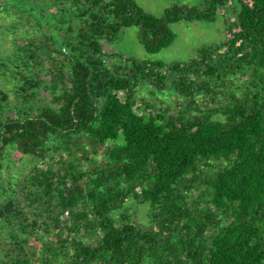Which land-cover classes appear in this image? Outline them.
<instances>
[{
	"label": "trees",
	"instance_id": "16d2710c",
	"mask_svg": "<svg viewBox=\"0 0 264 264\" xmlns=\"http://www.w3.org/2000/svg\"><path fill=\"white\" fill-rule=\"evenodd\" d=\"M228 1L162 17L133 0L0 4L38 32L16 47V104L0 106V173L6 149L29 158L20 181L0 177V264H264V0L227 10L225 38L185 62L103 50L136 27L156 53L170 24L213 21Z\"/></svg>",
	"mask_w": 264,
	"mask_h": 264
},
{
	"label": "rangeland",
	"instance_id": "374dc122",
	"mask_svg": "<svg viewBox=\"0 0 264 264\" xmlns=\"http://www.w3.org/2000/svg\"><path fill=\"white\" fill-rule=\"evenodd\" d=\"M144 12L155 17H162L166 9L172 6H185L187 8L199 7L202 0H133ZM5 0H0L3 4ZM230 20V19H229ZM224 18L217 14L213 21H180L170 24L169 30L173 33L172 43L156 53H148L138 42L137 28H124L118 35L116 41L103 43V50L107 53H119L125 57H131L141 61L160 62L165 65L177 62H185L195 56L197 50L219 44L225 38ZM38 37L37 26L31 22L26 14H21L14 9H5L0 6V106L4 110L7 105L16 104V87L9 78L10 69L14 68L12 62L15 61V51L18 44L24 43L26 39ZM5 66V67H4ZM237 84H240L236 80ZM155 91V90H153ZM1 93L7 96L6 101H1ZM158 97L165 101L171 108L174 107L173 95L169 92L157 93ZM45 96V95H44ZM139 99L145 101L153 100L155 97L149 96L148 88L139 92ZM209 98H207L208 100ZM224 104L225 98L219 95L216 104ZM217 104V105H218ZM159 106V105H158ZM5 160L0 177L3 178V185L7 184V179L13 177L15 182L21 180L22 174L26 173L29 165L26 157L17 155L12 149H6L3 153ZM39 169H43L40 167ZM132 214L133 221L138 222L141 227L150 226L146 205H138L129 201L126 205ZM6 237L7 230L0 224V260L6 261ZM36 243L35 246H37ZM0 261V263H1Z\"/></svg>",
	"mask_w": 264,
	"mask_h": 264
},
{
	"label": "built area",
	"instance_id": "2783aa9c",
	"mask_svg": "<svg viewBox=\"0 0 264 264\" xmlns=\"http://www.w3.org/2000/svg\"><path fill=\"white\" fill-rule=\"evenodd\" d=\"M236 5L237 8H239L240 5H245L247 8H252L253 1L252 0H229L224 8H221L218 12L219 15L224 16L227 13V10L230 8H233ZM229 15V21H233L234 17L230 15V13H227ZM239 29L233 30L234 32H237ZM226 37H230V34H226Z\"/></svg>",
	"mask_w": 264,
	"mask_h": 264
}]
</instances>
